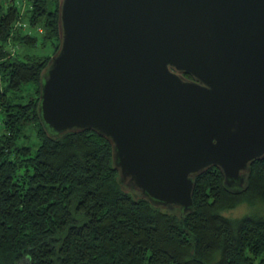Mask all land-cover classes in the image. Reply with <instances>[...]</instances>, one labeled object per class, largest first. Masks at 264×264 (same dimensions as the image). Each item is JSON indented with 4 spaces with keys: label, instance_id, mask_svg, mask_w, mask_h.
<instances>
[{
    "label": "water",
    "instance_id": "water-1",
    "mask_svg": "<svg viewBox=\"0 0 264 264\" xmlns=\"http://www.w3.org/2000/svg\"><path fill=\"white\" fill-rule=\"evenodd\" d=\"M57 26L40 121L103 137L153 206L189 212L196 175L240 188L264 157V0H59Z\"/></svg>",
    "mask_w": 264,
    "mask_h": 264
},
{
    "label": "trees",
    "instance_id": "trees-1",
    "mask_svg": "<svg viewBox=\"0 0 264 264\" xmlns=\"http://www.w3.org/2000/svg\"><path fill=\"white\" fill-rule=\"evenodd\" d=\"M58 3L0 0V264H264V217L223 215L264 205V157L240 188L215 167L196 175L181 213L120 183L103 137L45 128L39 81L58 49Z\"/></svg>",
    "mask_w": 264,
    "mask_h": 264
},
{
    "label": "rangeland",
    "instance_id": "rangeland-1",
    "mask_svg": "<svg viewBox=\"0 0 264 264\" xmlns=\"http://www.w3.org/2000/svg\"><path fill=\"white\" fill-rule=\"evenodd\" d=\"M255 212L264 217V205L255 204L252 207H247L246 205H241L233 210L224 212L223 215L227 218H238L245 213Z\"/></svg>",
    "mask_w": 264,
    "mask_h": 264
}]
</instances>
